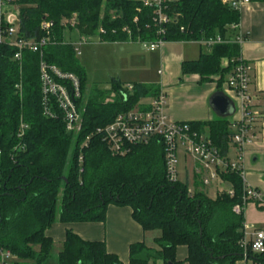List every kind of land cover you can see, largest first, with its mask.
Returning <instances> with one entry per match:
<instances>
[{"label": "trees", "instance_id": "trees-1", "mask_svg": "<svg viewBox=\"0 0 264 264\" xmlns=\"http://www.w3.org/2000/svg\"><path fill=\"white\" fill-rule=\"evenodd\" d=\"M14 3L19 11V31L26 37L39 36V22L46 18L54 23L57 40L65 37L68 28L108 42L125 41L128 36L157 38L152 9L139 0ZM73 14L75 27L64 28L62 20ZM169 14L172 21L166 26V41H189L216 34L228 37L229 25L239 20V12L221 0H173ZM100 27L104 33H99ZM13 53L14 49L0 46V245L13 254L14 264H50L54 244L45 231L56 221L103 222L110 204L130 207L133 220L143 231L160 232L154 241L157 249L144 243L129 246V264H155L159 260L177 264L178 246L187 248L188 264H235L242 259L239 243L243 217L232 212L242 198V182L237 174L221 176L231 185L233 197L222 194L211 200L202 193L190 194L180 181L168 180L159 139L133 145L127 154L118 156L111 154L99 134H91L96 127L112 121L118 112L154 96L156 85L132 82V90H127L124 83L114 79L112 98L105 94L85 98L81 130L73 135L61 117L50 118L42 113L39 55L24 51L19 64ZM238 54L236 43L215 44L198 59L183 61L181 72L197 73L201 81L218 74L220 85L232 68V64L223 67L221 60ZM76 56L69 43L44 48L49 64L79 77L82 101L85 72ZM18 83L21 91L16 87ZM187 122L206 133L222 154L227 153L231 130L226 118ZM21 124L25 125L22 134ZM252 258L264 264V254ZM56 264L122 263L107 253L104 243L84 241L67 231Z\"/></svg>", "mask_w": 264, "mask_h": 264}, {"label": "built area", "instance_id": "built-area-1", "mask_svg": "<svg viewBox=\"0 0 264 264\" xmlns=\"http://www.w3.org/2000/svg\"><path fill=\"white\" fill-rule=\"evenodd\" d=\"M143 6L152 9V24L156 29L157 38L154 40L133 39L128 36L127 40L137 41L147 51L161 47L164 42L166 26L172 21L169 14L170 3L173 0H139ZM250 0H221L230 8L239 11L240 7ZM14 0H0V46H8L14 49L13 58L21 63L24 51L35 52L39 55V77L42 92V113L50 118L61 117L65 123L66 130L77 135L81 130L83 101H79L81 85L79 77L70 71H63L54 64H49L44 57V48L56 44L69 43L73 46L75 53L80 54V46L84 43L96 41L106 42L98 37L79 35L78 41H67L64 38L57 40L54 33V23L46 18L39 22L40 35L37 37H26L19 31L16 23L17 12ZM76 14L69 19L62 20V26L75 27ZM134 22L137 17H134ZM238 23L229 25L230 35L223 37L216 34L212 37H204L193 41L212 48L215 44L236 43L238 46L245 40V35L238 30ZM125 30V29H123ZM183 31L184 27L181 26ZM130 35V31L126 30ZM99 33H104L102 27ZM192 40V39H191ZM189 40V41H191ZM228 60V59H227ZM232 64L227 80L224 82L225 93L233 100H238L241 107V118L229 121L231 136L229 146L236 149V157L230 159L226 154L213 144L206 133L199 132L191 127L187 121H175L169 118L166 112V94L159 89L156 94L149 98L147 107L138 106L139 102L132 108L118 112L112 121L104 126L96 127L91 134H99L108 150L113 155L124 156L133 145H146L153 139H159L164 149L165 172L169 181H178V150L182 147L184 153L192 157L199 164L198 173L202 175V183L208 185L211 181L221 179L228 173H235L242 182L241 202L232 207V212L243 215L247 204H254L257 208L264 207V192L251 188L245 181L242 166V153L246 145L254 138L251 128L259 118V112L254 109L252 97L249 93L250 66L242 58L240 52L236 57L227 61ZM21 91V83L16 84ZM124 88L132 90L133 84L126 83ZM141 100V99H140ZM139 100V101H140ZM21 134L25 125L21 124ZM90 135L86 136L83 144L88 143ZM81 161V157L79 158ZM82 171V168H80ZM233 197V190L227 193ZM239 246L242 250L241 261L244 264H263L257 258L264 254V230L263 227L242 224V238ZM249 255H252L250 257ZM16 261L13 254L0 245V264H14Z\"/></svg>", "mask_w": 264, "mask_h": 264}, {"label": "crops", "instance_id": "crops-1", "mask_svg": "<svg viewBox=\"0 0 264 264\" xmlns=\"http://www.w3.org/2000/svg\"><path fill=\"white\" fill-rule=\"evenodd\" d=\"M238 31L245 35V40L239 46L242 58L249 64L250 83L249 93L252 97L254 109L259 112V118L251 128L254 138L246 145L242 153L243 174L249 187L264 192V0H250L239 9ZM70 34L73 30H68ZM78 33V32H77ZM78 38H79V34ZM95 44L118 46L126 45L131 40L102 42ZM86 44H84L85 46ZM93 45V44H92ZM157 49V50H156ZM152 50V54L159 62L158 73L160 80L146 83L154 84L163 89L166 94V112L170 119L175 121H213L226 118L228 121H236L241 118L240 102L234 101V110L231 115L219 116L209 103L212 93L222 90L224 82L229 76L227 73L222 77L212 75L210 79L201 81L197 73L181 72L183 61L198 59L202 54L210 52L211 48L199 44L196 41H165L164 44ZM86 48L80 54L85 53ZM157 51V53H154ZM227 58L221 60L223 67L227 66ZM119 81V77L117 78ZM131 83V82H127ZM226 94V93H225ZM150 97H144L138 106L147 107ZM236 149L229 146L227 156L230 159L236 157ZM178 159L182 157L183 167L180 173L183 179L178 181L187 185L189 193H202L208 199L215 200L222 194L232 190L231 185L222 179L211 181L208 185L202 183V175L198 173L199 164L192 157L186 155L182 147L178 150ZM178 168V166H177ZM243 223L264 227V207L257 208L254 204H247L243 212ZM255 224V225H254ZM71 231L84 241L102 242L109 254L115 255L122 264H129V246L136 243H144L149 248H156L155 239L160 237V232L143 231L141 226L132 218V209L127 206L110 204L105 211L103 222H72L61 223L56 221L45 231V236L52 239L53 244H63L66 232ZM157 249V248H156ZM57 256V255H56ZM187 248L178 246L175 251L177 264L186 262ZM32 264L31 262H24ZM56 264V257L50 261ZM155 264H164L156 261ZM235 264H244L241 260Z\"/></svg>", "mask_w": 264, "mask_h": 264}, {"label": "rangeland", "instance_id": "rangeland-1", "mask_svg": "<svg viewBox=\"0 0 264 264\" xmlns=\"http://www.w3.org/2000/svg\"><path fill=\"white\" fill-rule=\"evenodd\" d=\"M14 11L17 12L16 23H18V6H16ZM69 27L72 28V26ZM68 29L70 30V28ZM77 34L76 30H73L72 34L66 30L65 39L70 42L78 41L79 38ZM95 43H97L95 39H93L92 42L84 43L86 44L85 46L84 44L80 46V52L84 48L87 49L85 50L84 55L78 54L76 56L79 65L82 66L85 72V85L82 98L83 102L90 94H98V96L105 94L107 97L109 96L112 98L114 93L112 91L111 84L113 83V80L118 77L120 82L124 84L127 82L152 83L160 80L158 70L161 67L159 62L151 53L152 51L144 50L139 42L132 41L129 42L130 44H122L114 47ZM154 53H157V51ZM183 165V159L180 157L178 159L179 173L182 171ZM179 179H183L181 173L179 174ZM60 195L61 192L59 197ZM245 224L249 225L251 223L245 222ZM61 246V244H54L52 251L53 258L56 257L58 251L61 249Z\"/></svg>", "mask_w": 264, "mask_h": 264}, {"label": "water", "instance_id": "water-1", "mask_svg": "<svg viewBox=\"0 0 264 264\" xmlns=\"http://www.w3.org/2000/svg\"><path fill=\"white\" fill-rule=\"evenodd\" d=\"M209 103L219 116H228L233 113L234 101L222 90L212 93Z\"/></svg>", "mask_w": 264, "mask_h": 264}]
</instances>
